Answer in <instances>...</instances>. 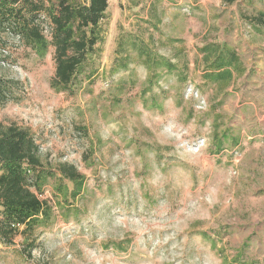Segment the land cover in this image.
Segmentation results:
<instances>
[{
    "label": "rangeland",
    "instance_id": "obj_1",
    "mask_svg": "<svg viewBox=\"0 0 264 264\" xmlns=\"http://www.w3.org/2000/svg\"><path fill=\"white\" fill-rule=\"evenodd\" d=\"M262 13L264 0H109L95 56L65 90L46 12L45 51L2 30L0 131L34 136L54 216L0 244V264H264ZM213 45L239 59L217 84Z\"/></svg>",
    "mask_w": 264,
    "mask_h": 264
},
{
    "label": "trees",
    "instance_id": "obj_2",
    "mask_svg": "<svg viewBox=\"0 0 264 264\" xmlns=\"http://www.w3.org/2000/svg\"><path fill=\"white\" fill-rule=\"evenodd\" d=\"M222 1L233 5L239 0ZM108 9L109 0H59L57 6L50 8L43 0H0V32L10 28L32 49L45 51L48 42L41 30L40 14L46 12L53 24L51 44L55 47L56 74L52 86L65 90L74 84L88 59L95 56L101 23ZM255 22L264 25V14L256 17ZM203 51L204 63L220 71L211 76L214 84L233 77L231 68H237L239 62L235 51L226 45L206 46ZM9 90L0 79V106L9 101ZM57 172L75 185L84 178L68 163L59 164ZM46 182L40 147L34 136L15 126L1 130L0 244L11 246L17 237L50 223L53 206L37 195Z\"/></svg>",
    "mask_w": 264,
    "mask_h": 264
}]
</instances>
